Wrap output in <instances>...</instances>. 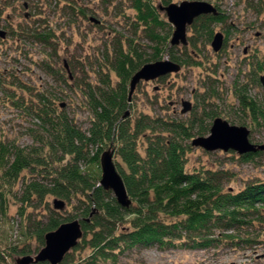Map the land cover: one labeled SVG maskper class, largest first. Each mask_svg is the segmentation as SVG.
Listing matches in <instances>:
<instances>
[{"label": "trees", "instance_id": "obj_1", "mask_svg": "<svg viewBox=\"0 0 264 264\" xmlns=\"http://www.w3.org/2000/svg\"><path fill=\"white\" fill-rule=\"evenodd\" d=\"M132 1L136 14L130 23L131 34H120L114 39L112 50L105 48L103 59L97 63L99 78L94 81L87 78L82 83L80 91L89 110L86 129L75 125L63 108L65 103L59 102L61 97L49 91L35 93L36 103L29 106L22 103L23 100L9 97L14 105L31 111L34 118L40 120L46 135L36 137L35 145L28 147L10 140L0 141V214H5L8 196L19 180L21 192L14 199L21 203V215L25 207L34 205L35 201L39 205L45 202L46 196H54L67 204L74 201L75 213L61 216L59 210L50 209L45 203L50 211L46 220H29L24 231L27 238L35 240L34 248L30 245L0 247V264H10L7 260L14 254L20 257L37 253L48 231L73 219L79 220L82 237L65 254L61 264H107L116 261L118 254L136 248L179 245L206 249L220 245L223 240L239 244L235 241L240 240L239 236L227 232L240 231L252 221H264V181H252L233 191L225 188L231 176L228 171L186 170L191 139L208 134L216 112L202 110L198 115L192 108L188 119L148 113L134 119L129 114L124 115L130 103V78L142 65L164 58L180 67L191 64L193 59L187 48L196 51L202 36L206 41L211 40L212 25L226 23V15L216 6L219 11L216 16L207 14L195 18L188 28L193 34L187 39V46L180 47V51H184L180 55L174 50L177 47L169 44L172 29L159 17V9L150 0ZM162 1L163 5L170 3ZM64 10L71 16L76 13L86 18V9L78 8L73 0H65ZM21 30L26 32V38L50 45L51 31ZM139 31L151 42L152 52L141 48L137 38ZM64 62L61 70L53 71L49 64H45V69L69 87L71 79L64 73ZM66 64L72 71L76 68L73 62ZM103 68L108 71L104 73ZM263 71L264 60L257 59L251 64L249 80L258 84ZM110 76L114 77V83ZM162 78L164 76L159 79ZM233 90L244 114L235 122L242 126L249 123L264 131V102L249 95L247 83L235 81ZM105 147L113 149L116 170L131 200L127 207L117 203L112 191L97 185L101 174L99 156ZM262 152L238 154V158L242 162H252ZM25 171L30 172L31 178L23 175ZM36 174L41 179L34 178ZM216 231L221 235L215 236ZM254 240L248 237L243 242L250 244ZM79 250H86L87 254L75 259L74 254Z\"/></svg>", "mask_w": 264, "mask_h": 264}, {"label": "rangeland", "instance_id": "obj_2", "mask_svg": "<svg viewBox=\"0 0 264 264\" xmlns=\"http://www.w3.org/2000/svg\"><path fill=\"white\" fill-rule=\"evenodd\" d=\"M73 1L78 8L86 9V18L76 13L73 16L66 14L65 0H0V28L7 32L6 38L0 39V141L10 140L21 147H28L35 145L36 137L46 135L40 120L34 118L31 111L17 107L10 100H23L22 103L29 106L32 102L36 103L35 93L43 90L61 97L59 102L65 103L63 108L76 126L81 129L88 127L89 110L86 98L80 91L82 83L87 78L90 81L99 78L97 63L103 59L104 49L111 51L113 40L120 37V34H131L130 23L135 19L136 12L132 0ZM150 1L157 10L158 5L163 2ZM169 1L179 3L189 0ZM202 1L218 6L226 15V23L212 25L213 34L221 32L224 37L228 36L226 43L215 52L211 47V40L206 41L202 36L198 39L196 51L187 48L194 63L181 65L179 71L166 74L162 79L139 82L126 109L133 119L142 113L188 119L190 111L180 113L181 100H188L198 115L202 110L212 111L216 112V117L225 119L229 124L239 125L235 120L243 118L244 114L233 90L235 81L247 83L249 95L264 102V89L259 83L249 80L251 64L257 59L264 60V0ZM158 15L166 20L162 11L158 10ZM170 27L173 30L171 25ZM28 28L51 31L50 45L26 38V32L21 29ZM192 34L187 29V39ZM194 37L197 38V34ZM137 38L143 50L152 52V44L143 36L142 31L137 33ZM174 47H177L174 50L178 54L184 53L180 51L181 45ZM63 61L76 65L73 69L75 74L69 69L70 75L75 78L74 83V78L68 80L71 81L69 87L45 69V64H49L53 71L61 70ZM107 71L103 68L104 73ZM64 73H67L65 68ZM110 78L114 83V77ZM244 126L249 130L250 142L264 143V131L261 128L249 123ZM193 168L228 171L231 176L225 182V188L236 191L249 182L264 181V152L252 162H242L234 151H205L192 146L186 153V170ZM23 175L31 178L28 171ZM34 178L41 179V176L36 174ZM20 192L21 180L11 189L5 214H0V247L21 248L30 245L34 248L35 240L27 238L24 232L27 223L29 220L45 221L50 214L45 203L52 209V201L56 198L46 196L45 202L40 205L35 201L34 205L25 207L21 215V203L14 199ZM74 203H65L58 213L61 216L72 215L75 213ZM227 233L238 235L240 240L235 241L239 244L223 240L220 245L206 249L179 245L136 248L118 254L116 261L107 264H264V221H252L250 226H244L240 231ZM219 235L220 232L216 231L215 236ZM248 237L255 240L245 244L243 241ZM86 254V250H79L74 257L76 259ZM18 256L14 254L7 261L15 264Z\"/></svg>", "mask_w": 264, "mask_h": 264}, {"label": "water", "instance_id": "obj_3", "mask_svg": "<svg viewBox=\"0 0 264 264\" xmlns=\"http://www.w3.org/2000/svg\"><path fill=\"white\" fill-rule=\"evenodd\" d=\"M159 9L165 13L168 23L173 27L169 44L170 46L187 45V29L193 20L200 15L218 14L217 9L210 2L202 0L181 1L179 3H169L165 6H159ZM92 21L96 20L90 18ZM5 37V31L0 29V38ZM223 35L216 32L211 41L213 51L217 52L222 46ZM64 67L67 70L69 78L71 75L66 62ZM180 65L168 59L157 60L142 65L130 78L128 99H130L136 85L141 81H152L169 73L179 71ZM259 81L264 89V75L259 76ZM63 106V103H61ZM180 113H186L191 110L192 104L188 100H182ZM124 115H127V111ZM249 130L242 125L229 124L225 119L216 117L213 119L209 128V133L205 136H196L191 139L192 146L200 147L205 151L229 150L237 154L248 152L264 151L263 144H255L249 140ZM113 149L107 148L100 153V179L97 185L106 190L112 191L117 203L122 207L130 205L131 200L128 197L121 176L116 170L114 164ZM53 208L62 210L65 203L61 199H53ZM89 220L86 219V221ZM82 237L81 224L78 219H73L61 223L54 230L48 231L44 235V245L34 255H23L15 259V264H32L37 262H47L48 264H61L67 252L75 247Z\"/></svg>", "mask_w": 264, "mask_h": 264}, {"label": "flooded vegetation", "instance_id": "obj_4", "mask_svg": "<svg viewBox=\"0 0 264 264\" xmlns=\"http://www.w3.org/2000/svg\"><path fill=\"white\" fill-rule=\"evenodd\" d=\"M213 5V4H212ZM159 6H165V5H163V4H159L158 5V9H159ZM213 6H215V5H213ZM24 7L26 8V5H24ZM215 8H216V6H215ZM217 9V8H216ZM159 11H161L160 9H159ZM218 11V10H217ZM163 12V11H162ZM219 12V11H218ZM164 13V12H163ZM207 15V14H206ZM25 16H27V15H25ZM0 29H2V28H0ZM2 30H4V29H2ZM5 31V30H4ZM223 35V34H222ZM6 36H7V32L5 31V37L4 38H6ZM4 38H0V39H4ZM224 35H223V41H222V45L224 44ZM188 44V43H187ZM245 51V50H244ZM258 80H259V78H258ZM259 84L261 85V83H260V81H259ZM261 87H262V85H261ZM263 88V87H262ZM182 101V100H181Z\"/></svg>", "mask_w": 264, "mask_h": 264}]
</instances>
